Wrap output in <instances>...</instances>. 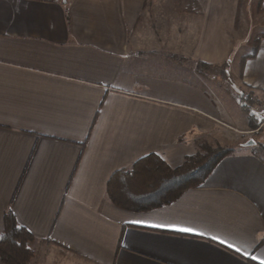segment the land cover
Segmentation results:
<instances>
[{"label": "crops", "instance_id": "1", "mask_svg": "<svg viewBox=\"0 0 264 264\" xmlns=\"http://www.w3.org/2000/svg\"><path fill=\"white\" fill-rule=\"evenodd\" d=\"M180 3L0 0V229L12 210L36 238L31 264L264 260V156L240 134L204 185L172 203L135 212L107 197L111 175L143 156L177 167L199 138L250 129L239 100L245 116L233 118L203 85L163 75L185 65L155 55L170 50L199 77L198 61L228 63L263 118L264 35L231 60L239 0H202L201 13Z\"/></svg>", "mask_w": 264, "mask_h": 264}, {"label": "trees", "instance_id": "2", "mask_svg": "<svg viewBox=\"0 0 264 264\" xmlns=\"http://www.w3.org/2000/svg\"><path fill=\"white\" fill-rule=\"evenodd\" d=\"M179 1L186 11L200 13L202 10L200 0ZM196 64L198 71L204 75H207L208 70L223 69L222 72L227 77L228 63L211 65L198 61ZM238 100L251 126L259 127L263 118L253 112V107L258 105L255 92L242 93ZM197 146L198 150L187 156L177 167H171L159 155L151 153L136 160L131 167L115 171L107 183V197L118 207L144 212L172 203L190 188L203 186L206 178L234 150V146H214L205 137L197 140ZM261 147L264 150V146ZM35 239L33 233L19 223L15 213L7 210L0 229L1 261L4 264H31L35 256L32 247ZM263 242L264 237H261L259 243Z\"/></svg>", "mask_w": 264, "mask_h": 264}, {"label": "rangeland", "instance_id": "3", "mask_svg": "<svg viewBox=\"0 0 264 264\" xmlns=\"http://www.w3.org/2000/svg\"><path fill=\"white\" fill-rule=\"evenodd\" d=\"M200 1L202 4V0ZM261 4L262 0H239L237 23L235 31L233 32V52L231 55V60L233 62H237L243 58L244 55L251 53L258 39L264 35V10L261 8ZM165 52L166 53L162 56L160 54L154 56L156 62L159 63L161 61L169 65H185L186 69L185 71L178 72L170 68L169 70H166L163 75L181 78L183 77L187 80L193 81L194 83H199L203 85V87H205L209 93L212 92L216 94L215 96L209 94L216 103H218L217 97L223 101L224 105L227 106V111L233 118H238L240 114L245 116L246 113L244 114L241 111L242 107L240 108L239 106L238 98L242 93H250L251 90L249 88L242 86L241 83H236L235 81L232 82L229 80V77L227 78L223 74V69L208 70L207 75H205L206 77H203L204 74H202V77H199L197 73H195L196 71H193L194 64L191 61L181 60L179 55L177 57L169 55V53H171L170 50ZM257 110L258 107L254 106L253 112H256ZM249 127L250 129H247L244 132H239L238 129L229 126V131L233 132L232 137L223 134L222 137L220 136L216 142L211 141L212 145H233L236 143L238 134H240L244 136V141L254 139L255 144H252V146L259 147L258 149L264 156V150L260 146V143L263 141L262 132L264 128H253V126Z\"/></svg>", "mask_w": 264, "mask_h": 264}, {"label": "snow or ice", "instance_id": "4", "mask_svg": "<svg viewBox=\"0 0 264 264\" xmlns=\"http://www.w3.org/2000/svg\"><path fill=\"white\" fill-rule=\"evenodd\" d=\"M136 223H141V221H135ZM181 231H188V232H193L195 231L194 229H190V228H186V229H181ZM201 235H203L201 233ZM214 239H218V238H214ZM221 243H227L226 241H221ZM231 248H235V245H228ZM236 251H241L239 248H236ZM245 256H248L249 254L247 252L243 253ZM252 259H259L258 257H252ZM261 264H264V260H261Z\"/></svg>", "mask_w": 264, "mask_h": 264}, {"label": "water", "instance_id": "5", "mask_svg": "<svg viewBox=\"0 0 264 264\" xmlns=\"http://www.w3.org/2000/svg\"><path fill=\"white\" fill-rule=\"evenodd\" d=\"M247 145H252V144H255V140L254 139H249L247 142H246Z\"/></svg>", "mask_w": 264, "mask_h": 264}, {"label": "built area", "instance_id": "6", "mask_svg": "<svg viewBox=\"0 0 264 264\" xmlns=\"http://www.w3.org/2000/svg\"><path fill=\"white\" fill-rule=\"evenodd\" d=\"M261 108L263 109V112H264V103L261 104ZM262 124H264V113H263V122H262Z\"/></svg>", "mask_w": 264, "mask_h": 264}]
</instances>
